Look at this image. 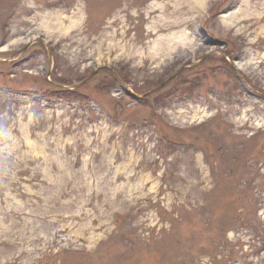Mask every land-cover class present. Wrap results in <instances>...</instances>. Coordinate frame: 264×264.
I'll list each match as a JSON object with an SVG mask.
<instances>
[{"label":"rangeland","instance_id":"374dc122","mask_svg":"<svg viewBox=\"0 0 264 264\" xmlns=\"http://www.w3.org/2000/svg\"><path fill=\"white\" fill-rule=\"evenodd\" d=\"M0 264H264V0H0Z\"/></svg>","mask_w":264,"mask_h":264}]
</instances>
